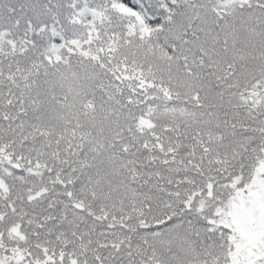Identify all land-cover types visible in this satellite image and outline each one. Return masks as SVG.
I'll list each match as a JSON object with an SVG mask.
<instances>
[{
    "label": "snow or ice",
    "instance_id": "6c2138e0",
    "mask_svg": "<svg viewBox=\"0 0 264 264\" xmlns=\"http://www.w3.org/2000/svg\"><path fill=\"white\" fill-rule=\"evenodd\" d=\"M0 264H264V0H0Z\"/></svg>",
    "mask_w": 264,
    "mask_h": 264
}]
</instances>
